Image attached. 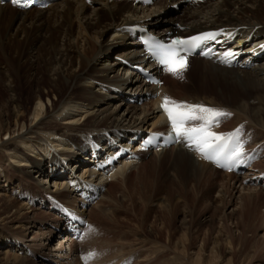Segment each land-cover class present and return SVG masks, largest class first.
<instances>
[{"label":"bare ground","instance_id":"6f19581e","mask_svg":"<svg viewBox=\"0 0 264 264\" xmlns=\"http://www.w3.org/2000/svg\"><path fill=\"white\" fill-rule=\"evenodd\" d=\"M87 1L95 5L90 8ZM140 26L167 40L175 35L223 29L218 36L226 43L235 41L237 49L233 51L241 55L242 61L237 68H229L214 59L191 57L183 72L187 73L190 68V73L181 80L187 93L174 92L171 84L175 75L166 70L161 71L163 85L150 87L132 70L129 77L121 75L126 69L125 61L139 64L146 60L135 33V28ZM109 33L120 35L123 42L132 47L119 52L109 65L96 67L100 58L114 49L113 45L103 43ZM20 34L24 38H20ZM262 42L263 0H200L188 4L183 0H157L151 6L139 5L133 0H60L37 9V13L35 8L22 10L0 3V55L11 70L6 80L5 74L0 72V81L4 78L10 83L11 102L16 103V107H24L20 74L31 71L26 82L33 90L24 100L35 101L32 117L37 121L29 128L23 113L17 112L14 127L3 125L0 132L15 137L18 133L17 139L31 153L38 147L48 156H44L43 161L39 158L30 161L19 149L7 147L0 137V168L4 172L8 169L3 165L8 153L7 157L19 163L30 162L29 175L43 177L33 180L31 175H22L25 178L19 179L18 171L13 177L5 172L4 179L0 180V264H86L81 260L78 244H82L89 226L84 221L81 237L71 240L66 224L73 218H82L79 208L87 203L86 197H96L100 186L106 187L118 203L100 207L92 215L106 218L116 227L115 234L103 240L104 257L111 259H104L108 264H129L128 261H133L132 264H264V212L251 229L244 223L251 210L259 206L264 209V62L258 55L261 48L256 46ZM35 45H38L35 62L21 64L22 59L34 56L30 49ZM244 48H254L251 53L254 65L257 63L254 68L244 66L249 59ZM196 87L203 93L190 91ZM100 89H106L110 95L100 96L97 94ZM225 90L230 91L232 103L209 95L223 98ZM148 93L156 94V98L142 106L125 102L135 94L137 100L134 101L142 102ZM165 96L177 102L231 112L233 115L220 129L224 131V126L229 125V131L239 124L244 125L242 130L248 132L245 140L252 143L247 145L243 141L245 163H240L233 171L219 169L214 161L204 159L202 154L187 147L186 140L182 145L165 150L137 152L136 143L130 142L132 139L149 129L170 125L160 107ZM118 97L122 100L111 112V107L100 108L104 105L100 104L103 99L111 103ZM80 110L87 112V118L77 126L75 123L82 120L77 117L84 113ZM56 113L64 119L63 123L58 122ZM199 123L192 121L190 126ZM57 126L51 139L44 140L37 135L38 130L48 133L50 127ZM64 149L62 158L58 152ZM145 154H151L155 161L169 162V178L159 182L155 174L146 172L142 173V179H137L140 186L120 187V183L113 181L127 182L131 169L140 165ZM79 170L82 171L78 173ZM55 176L62 178L55 180ZM18 179L26 181L31 191L35 190L31 193L32 205L22 195H15L11 200L4 197L6 188L16 186ZM48 185L56 189L48 190ZM197 187L205 194L217 189L221 196L219 202L223 208L220 211L223 212H212L210 218L216 226L211 229L197 230ZM122 189L124 201L115 195ZM76 190L77 194L73 195ZM99 202L101 200L96 206ZM180 211L185 213L177 220ZM247 232L257 237L258 245L251 254L237 259L242 249L238 247L245 242ZM211 236L214 245L210 248ZM259 255L261 258L256 261Z\"/></svg>","mask_w":264,"mask_h":264},{"label":"rangeland","instance_id":"374dc122","mask_svg":"<svg viewBox=\"0 0 264 264\" xmlns=\"http://www.w3.org/2000/svg\"><path fill=\"white\" fill-rule=\"evenodd\" d=\"M87 3H89L90 8L93 7V4L95 5V2L91 3L90 1H87ZM204 3H201V4H204ZM91 10L92 9H90V11ZM35 13H37V9L36 8H35ZM176 14H182V13L181 12H179V13L176 12ZM39 33H41V31H39ZM116 35L113 34V33L111 35V33H109V34H106V36L104 37L103 43H105L108 46L109 45H113L114 49L108 55H103L100 58V60L98 61V63L95 64L96 67H100L101 65L104 66L105 63H106V66L109 65L110 62L115 60V58H116V56L118 54L123 53L125 51V49H128L129 47H132L131 44H128L127 42L124 43L123 40H122V37L120 35H117V36ZM19 37L20 38H24L22 36V34H20ZM129 40H131V39H129ZM38 45L37 46L35 45L34 46L35 48L32 46L33 49H30L31 53H33L34 56H29V59L28 58L22 59L21 64L26 65L28 63V65H30V63H34L35 62L36 55H37L36 49H37ZM13 55H15V54H13ZM262 62H264V60H262ZM254 66H257V64H255ZM251 68H254V67H251ZM190 70L191 69L189 68L187 73H183V78L175 76L174 79H173L174 82L172 81L173 83L172 82H171L172 84L170 83L173 88L175 87L174 92L177 93V95L178 94H185V93L188 92V89H184V86H183V83H181V80L184 79L185 76H187L188 73H190ZM239 70H242V69H239ZM10 71H11L10 70V64L5 59H3V56L0 55V72L5 74L4 75L5 76V80L8 79L11 76ZM30 72L28 70H26L24 72H21V74H20V77L22 79V81H21V85H22L21 88L22 89H20V90H21V93H22L21 95L23 96V100L22 101H23V106L24 107H20V106L16 107L17 104L16 103L14 104L13 102H11V99L13 97H12V93L9 91V84L10 83L8 81H5L4 78H2V80L0 81V128L3 125H6V127H12L13 128L14 125H15V118H16L17 112H20L19 115H21L23 113L22 115L26 119L25 123H26L27 127L32 128V127L35 126V123H37V121L35 119H33V117H32V113L34 112V109L36 107L35 101H33L32 98L31 99L29 98L28 100L27 99L24 100L26 98L25 95L31 93V91L33 90L32 86L31 85H27L28 82H26L27 81L26 78H28ZM111 75H113V73ZM121 75H122V77H125V78L127 76L129 77L130 76V70L126 68L125 70L122 71ZM36 76L38 77L39 74H36ZM40 77H41V75H40ZM140 83L141 82L138 81V85ZM29 88H30V90H29ZM190 91H192V92L193 91L200 92V94L203 93L197 87L192 89V90H190ZM229 92H230L229 90H225L223 92L225 94L223 96V98L221 97V95L210 94V93H209V95L217 97L218 99H220V101H225V102H228V103H232L234 100L231 101L232 98H231ZM97 94H99L100 96H103V95L104 96H108V95H110L109 92L106 89H102V90L100 89V92H97ZM135 95H137V94H135ZM50 96H51V98L54 97L52 94ZM144 98H147V100L144 99L142 102H132L131 100L127 99V100H125V102H130L132 104L136 103L139 106H142L143 103L145 104L146 102H150L153 99V98L148 97V95H147V97H144ZM120 100H122V99H120L119 97L117 99L114 98V99H112V101L110 103L109 100H104L103 99V101L100 104L103 103L104 105H101L102 107L100 105L99 106H100L101 109L105 108V107H108V108L111 107L110 108V112H111V109L113 110L120 103ZM44 101L46 103L48 102L46 98H45ZM95 108H98V107H95ZM86 111H88V110H86ZM86 111H81V113L82 112H84V113H82L81 115H79L77 117L78 119L82 118V120H80L79 122L75 123V124H77V126H80V124L83 122V120L85 118H87V115H86L87 112ZM55 116L57 118H59L58 119L59 123H63L64 119L61 120L57 113L55 114ZM227 127H229V125H225L224 129L228 130ZM58 128H59L58 126H57V128L56 127H53V128L50 127L49 130H50L51 133L50 132L47 133L46 130H38L37 131V133H38L37 135L40 136L41 138H43L44 140H48L50 138V136L51 137L55 136V134L53 132V129L58 130ZM221 130L222 129H220L219 131H221ZM57 132H59V131H57ZM16 134L18 135V133H16ZM17 135L15 137V135L12 136L11 134H6L5 131L4 132H0V137H2V140H3L2 143L6 144V146L8 145L7 147L19 149L22 152V154H25L26 156H28L27 158L30 159V161H33V159H36V158H39V159H41V161H43V157L46 156V153H44V151L42 149L38 148V147L34 148V150L31 153L28 149L25 148V144L22 143L19 139H17L18 138ZM258 150L262 151L263 149H258ZM1 151L4 152V150H1ZM78 151H79V149L77 148L76 152H78ZM170 151H168V153H170ZM52 153L53 152H51V154ZM58 153L63 158L65 156V149L63 151L58 152ZM63 153H64V156H63ZM7 154L4 157V162H3L4 163L3 164L4 167L6 169L8 168L5 172H7L8 175L10 173L9 176L13 177V174L15 175V173L19 171V173H21L20 175L17 174L19 179L25 178V177H22V175L28 177L29 171L32 170L31 165H29L30 162L27 161V162H24V163H19V161L17 159H12L11 157L10 158L7 157ZM46 157H48V156H46ZM142 158H143V160L139 161V162H141L140 165H138L136 167V169L135 168L131 169L127 182L121 183L119 181L120 179H114L113 181L116 182V183H120L119 184L120 187L140 186L139 185L140 182L138 180L142 179L143 178L142 177V173L145 174L146 172L155 174V177H158V179H159L158 181L159 182L161 180H166L167 178H169V174H168L169 165L167 166V164L169 162L163 161V160H159V159L155 161L153 159V157L151 159V154L142 155ZM142 163H144L146 165L144 166ZM62 165H64V164H61V166ZM81 171L82 170H79L78 173H80ZM5 172L2 170V168H0V180L4 179V175H5L4 173ZM138 174H140L139 177H136L135 175H138ZM30 175H31V179H33V180H40L41 178H43L42 176H39V175L36 176V174H30ZM30 175H29V177H30ZM60 178H62V177L61 176H59V177L55 176L54 177L55 180L60 179ZM19 179L17 180V183H15L16 186H14L12 188H8V187L6 188V190L4 191V193H5L4 197L5 198L8 197L7 199L11 200V199L15 198V195H22V197H25L28 200V202L32 205L34 197H33V195L31 193H33L35 190L31 191L30 187L27 188V184L28 183H26V181H23V180H21L22 182H20ZM161 185H167V184H161ZM47 188H48V190H55L56 189L55 186L54 187L53 186L49 187V185L47 186ZM196 191H197V200L195 201V208H196L195 223L197 224V230H200V229H211L213 226H216V224L213 223L211 221V218H210L212 212H215L216 214H220V212H223V211H220L223 208L221 206V202H219L220 199H221V196L218 193L217 189L211 190L210 193H208V194H205L204 192H202V189L198 188V187H197ZM115 193H116L115 195L118 197V199H121V201H124V199H126L124 194H123L124 193L123 189L121 191H116ZM75 194H76V192L73 193V195H75ZM164 195H166V194L164 193ZM99 200H101V202H99V204L97 205L98 207H97L96 204L98 203ZM110 203L113 206L114 205L116 206L118 204L117 201H116V198H113L111 195H109V193L107 191V188L104 187V188H102L101 192L99 193V196H98L97 199H95L93 201H90V203H88L87 206L82 207L84 209H79L81 213H84L83 215H84V218H85L86 221L87 220L91 221V218L95 219L94 221H91L92 223L90 222L93 230L92 231L89 230L87 232V234L85 236V239L83 240V242H81L82 244H78V246L80 245L79 246V251H81V255H80L81 256V260H83V262L86 263V264H88V262H92L94 264H108L106 260H109V261L111 260L109 258H105L104 257L105 255L103 254L102 251H104V248H106V245L103 243V240L104 239L106 240V236L110 235L111 233H112V235H114L115 234L114 230H116V227H113L111 225V222L108 219H106V218L98 217L99 215L96 216V217H95V215L92 216L94 214L93 212H95L96 209H98L100 207L105 208ZM107 209H109V208H107ZM261 212H264V209H262L261 206H259L257 209L251 210L248 213V215H247V217H246V219L244 221L245 227H248L249 229H251L253 227V222H254V224H258L259 223V215L261 214ZM184 213L185 212L180 211L178 213L177 220H178V218H181ZM89 221L87 223L88 226H90ZM97 235L99 236V238H98ZM247 235H248L247 238H245V240H244L246 243L243 242V244L240 245L241 247L240 246L238 247L239 250L241 248L242 249L240 250L239 256H238L237 259H242L243 258L242 256H247V255L251 254L252 251L255 249L254 246L258 245L257 243H255V242H258V240L256 239L257 237H254L252 235V232H247ZM211 240L212 241H211V244H210V248H211V246L214 245L213 236H211ZM93 242L98 243V244H96V245H98V247L96 245H94ZM94 246H96V248ZM86 248H87V250H86ZM86 251H88V252H86ZM91 252H95V253H97V255L95 257H90L89 253H91ZM99 256H101L100 259H97V258H99ZM85 257H86V259H85ZM260 258H261V255L256 257L255 260L257 261ZM104 259H106V260H104ZM86 260H87V262H86ZM132 262L128 261L127 263L132 264Z\"/></svg>","mask_w":264,"mask_h":264},{"label":"snow or ice","instance_id":"6c2138e0","mask_svg":"<svg viewBox=\"0 0 264 264\" xmlns=\"http://www.w3.org/2000/svg\"><path fill=\"white\" fill-rule=\"evenodd\" d=\"M12 3L21 7L28 6L26 0H12ZM223 31L221 29L218 32H203L187 38L177 37L168 44L156 41L149 46V51L158 59L160 64L165 66L166 71L183 78V72L188 68V54L207 41L215 40ZM227 35L230 36L231 33ZM261 47L264 48V45ZM203 54L207 55L208 53ZM234 55L236 53L231 51L224 53L226 59ZM227 62L230 63V61ZM160 107L167 115L172 134L176 138H185L188 142L186 146L202 154L204 159L219 163V160L224 158L229 163L219 166L228 167L229 170H231L230 165L233 162L245 163V160L241 159L245 155L244 142L241 139L243 125L229 133L211 131V127L218 125L221 119L231 117L233 115L231 112L203 104L177 102L168 96L163 98ZM192 121H200L201 123L197 126L185 127L187 123ZM89 230H93L92 226H89ZM96 255L95 252L89 253L90 257Z\"/></svg>","mask_w":264,"mask_h":264}]
</instances>
